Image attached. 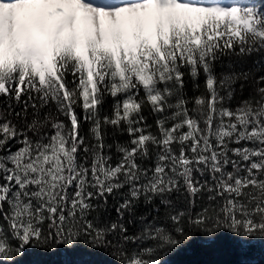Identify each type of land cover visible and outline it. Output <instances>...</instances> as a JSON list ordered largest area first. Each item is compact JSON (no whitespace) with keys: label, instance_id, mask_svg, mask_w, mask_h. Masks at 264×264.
<instances>
[{"label":"trees","instance_id":"16d2710c","mask_svg":"<svg viewBox=\"0 0 264 264\" xmlns=\"http://www.w3.org/2000/svg\"><path fill=\"white\" fill-rule=\"evenodd\" d=\"M252 2L255 23L243 40L203 36L198 48L182 46L183 53L175 44L162 46L165 59L146 73L129 74L110 60L90 80L62 55L56 62L63 72L44 86L35 79L17 93V81L3 76L10 91L0 94V122L14 136L0 132V160L16 136L31 142L66 136L84 170L86 199L70 204L74 182H66L53 212L45 202L33 233L19 238L1 195L8 182L0 166V264H264V156L256 168L242 161L244 137L217 141L208 132L195 149L174 140V128L187 119L206 113L210 127L217 110L231 112L260 97L264 0ZM80 88L89 93L83 102ZM125 102L136 108L116 118ZM171 129L156 174L153 143ZM136 136L144 137L142 145L132 144ZM122 148L133 150L131 170L117 171L116 183L106 187L95 176L96 162Z\"/></svg>","mask_w":264,"mask_h":264},{"label":"rangeland","instance_id":"374dc122","mask_svg":"<svg viewBox=\"0 0 264 264\" xmlns=\"http://www.w3.org/2000/svg\"><path fill=\"white\" fill-rule=\"evenodd\" d=\"M56 1L44 0V9H48V4ZM220 1L149 0L119 6L110 11L105 10L108 21L112 24L110 34L112 43L106 42L101 28L102 24L98 21L99 13L94 10L92 28L85 33V53L78 50L73 16L66 19L69 14L64 13L65 10L61 7L53 14L50 13L55 18L59 17L56 36L49 44L50 60L43 55L40 44H38L37 55H34V48L32 49L34 46L29 43V38L35 23L33 21L31 23L32 15L25 11L24 5L19 4L18 7H15V4L0 5V94L10 91L3 81L5 75H10L17 81L14 86L17 93L23 91V84L31 87L35 79L40 86H44L47 79L56 80L59 72H63V67L56 62L62 55L69 56L70 62L77 67V70H82L91 80L110 60H113L117 66L128 70L129 74L146 73L154 63L165 59L162 46L169 47L175 44L177 51L183 53L182 46L198 48L202 44L203 36L207 40L220 38L243 40L244 35L251 32L255 23L254 17L249 14L251 12L250 0H224L222 4H218ZM150 6L154 8L152 11V21L155 24L154 42L151 39L152 35L146 33L142 19L139 18L141 14L147 13L146 10ZM114 11L126 14L134 42L125 35L123 36V27L119 25ZM19 22L25 25L28 23L26 31L30 29L25 33L28 36L23 39L17 30ZM99 79L101 80L102 77ZM79 90L77 99L83 102L89 93L85 88ZM258 92L260 97L251 101V105L242 103L231 112L226 109L217 110L216 113L212 112L216 121L212 122L210 127L206 125L208 119L206 113L201 116L200 121L187 119L185 127L178 125L174 128V140L180 144H192L191 146L195 149L199 144L204 145L208 132L213 134L217 141L229 135L233 136L235 142L244 137V141H241L244 143L243 147L239 150L242 154L241 160L248 162L249 167H258L257 164L264 156V89L260 88ZM135 108L136 105L125 102L115 117L124 119ZM13 131V128L0 122V132L6 138L13 137ZM171 132L173 129L170 132L163 131L159 141L156 140L153 143L155 155L151 170L156 174L160 173L163 168V159L167 153L166 144ZM253 138L257 142L255 145L250 142ZM144 140L143 136H136L132 144L140 146ZM256 145L259 146L254 149ZM132 152L133 150L126 151L122 148L117 152V157L108 156L103 161H97L95 173L97 179L108 187L116 183L114 177L117 171L124 167L129 173L132 167L129 162ZM71 163L73 164L67 180L66 168ZM0 166L5 171L8 182L7 186L2 189L1 195L10 205V224L19 238H27L33 233L40 218L39 214L46 205L45 202L50 205V212H53V199L63 193L66 182H74L70 189V204H85L86 196L81 185V175L84 174V170L77 162L74 163L72 145L66 136L59 137L54 134L40 142H31L16 136L3 153ZM242 168L243 165H239V169L242 170ZM155 181L156 177L152 175L149 183L154 185Z\"/></svg>","mask_w":264,"mask_h":264},{"label":"bare ground","instance_id":"6f19581e","mask_svg":"<svg viewBox=\"0 0 264 264\" xmlns=\"http://www.w3.org/2000/svg\"><path fill=\"white\" fill-rule=\"evenodd\" d=\"M123 1L124 0H117V2H119V3L116 7L123 6L126 4H130L133 2V1H130V2L122 3ZM194 1L195 2H201L203 0H194ZM205 1H210V0H205ZM223 1L224 0H221L218 4H222ZM104 2H107V0H104ZM120 3H122V4H120ZM19 4L20 5L23 4L25 11H27L28 13H31V15H32L31 23H32V21L35 23V25H33L34 28L32 29V31H31L32 33H31V36L29 38V43L34 46V47H32V45H31L32 49L34 48V51H35L34 55H37V52H38L37 49L39 46L38 44H40L41 51H42L43 55L48 60H50L49 44L55 38L56 31H57L58 25H59V21H58L59 17L55 18L53 15H50V13L52 12V14H53L54 11H58L61 7L64 8L63 9V10H65L64 13L67 12L69 14V15H67L68 17L66 16L67 17L66 19H68L69 16H71V15L73 16L72 17L73 28L75 29L76 35H77L78 50L81 52H84V53L86 52V36H85L86 34L85 33L88 29L92 28V25H93L92 16L94 13L93 12L94 9H92L91 7L81 3L79 0H57L56 2H53L50 4L47 3L48 9H44V5H45L44 0H29V1H26L24 3L19 2V3L15 4V7H18ZM47 4H46V6H47ZM153 10H154V8H151V6H150V8H148L146 10L147 13L145 12L146 14H141V17H139V18L142 19L141 21L143 22V26L146 30V33L150 36L152 35L151 39L154 42L155 37L153 34V30H154L155 24L152 21V17H153L152 11ZM96 11H98V13H99L98 14V21H100V24H102L101 28H102V31L104 32L105 40H106V42L112 43V41L110 39V34L112 33L111 32L112 24H110L108 21V17L106 15L107 11L102 10V9L95 10V12ZM120 11H121V9H120ZM13 13L15 14L16 12L14 11ZM116 15H117L119 25H121L123 27V30H122L124 32L123 36L125 35L126 37H128V39H130L131 41L134 42V40H132V35L130 32L128 21L126 20L127 19L126 14L125 13H121V14L116 13ZM234 15H236V13H234ZM28 16L30 17V15H28ZM109 20H110V18H109ZM26 25L23 23H20L17 25V28H18L17 30L21 34L22 39L26 36L25 33L30 31V29L28 31H26L27 30ZM66 25H68V24H66ZM69 29H70V27H69ZM101 35L103 36L102 33H101ZM36 57H38V56H36Z\"/></svg>","mask_w":264,"mask_h":264}]
</instances>
